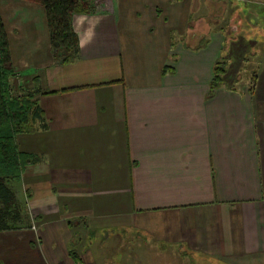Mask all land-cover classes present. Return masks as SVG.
<instances>
[{"label":"crops","instance_id":"0c3cea01","mask_svg":"<svg viewBox=\"0 0 264 264\" xmlns=\"http://www.w3.org/2000/svg\"><path fill=\"white\" fill-rule=\"evenodd\" d=\"M15 1L42 11L16 15L9 41L42 120L16 136L34 162L6 185L27 223L0 232V262L137 264L153 249L264 264V13L254 26L238 9L264 0H232L227 20L244 25L227 37L217 0H109L72 16L70 64L52 53L44 9ZM110 239L132 242L110 259L99 250Z\"/></svg>","mask_w":264,"mask_h":264},{"label":"trees","instance_id":"16d2710c","mask_svg":"<svg viewBox=\"0 0 264 264\" xmlns=\"http://www.w3.org/2000/svg\"><path fill=\"white\" fill-rule=\"evenodd\" d=\"M20 1L40 5L44 9L49 43L54 57L60 59L62 64L74 62L78 53V40L72 29L71 18L77 14L86 15L96 12L94 0ZM224 74L225 61L219 59L214 65L209 95L222 86ZM13 75L8 42L0 14V232L14 230L27 223V216L14 193L6 185V177L19 179L24 167L34 162L33 154L18 151L16 136L33 133L36 130V123L42 120L37 101L32 100L38 92V87L35 85V90L28 91L21 98L13 97L10 85V77ZM70 254L75 258L74 253Z\"/></svg>","mask_w":264,"mask_h":264},{"label":"rangeland","instance_id":"374dc122","mask_svg":"<svg viewBox=\"0 0 264 264\" xmlns=\"http://www.w3.org/2000/svg\"><path fill=\"white\" fill-rule=\"evenodd\" d=\"M231 1L232 0H217L218 5H216V11L219 13H222L221 16L218 17L217 19V25L215 28L217 29H221L220 32L223 30L224 33H226V37L230 36L231 33H229V30H233L232 31V36H235L238 34L237 29H241L240 27L242 25H244L243 19L244 21L248 22V23H253V25L255 26L257 23V20L260 19L263 16L262 13H264V7L262 6H258L252 2H243L242 5L238 8L239 11L241 12L240 14L243 15V19L240 20V23L238 24L237 22H230L228 19V17L226 16L227 13H229L231 10L235 11V6L233 5V7L231 6ZM254 1V0H252ZM23 3H20L18 1L15 0H0V11L3 15V18L5 20L6 25L3 22L4 25V29H5V36L8 42V50H9V41L11 39V42L14 43V45L16 46V37H17V24L13 25V23L15 22V17L16 15H24V13L30 14L32 16L36 15V17H39L42 14V11L38 8L34 9L33 7H22V6H26V5H22ZM203 8V6H202ZM41 12H40V11ZM239 14V13H238ZM237 15L234 14V16ZM246 18V19H245ZM249 20V21H248ZM252 20V21H250ZM3 21V20H2ZM252 25V26H253ZM227 29H229L227 31ZM8 31H10V38L8 36ZM13 39V40H12ZM232 39V38H231ZM14 48V47H13ZM10 55V53H9ZM15 57H16V53H14ZM226 57V56H225ZM224 57V58H225ZM225 60V59H224ZM11 61V60H10ZM245 63V62H244ZM248 64V63H247ZM247 64L244 66L245 68H243V71L240 74V79L243 80H249V83L251 84L250 79L252 78L253 74L255 73L253 71V69L255 68V64L253 65V63H250V65H248V69H247ZM12 65V63H11ZM14 67V66H13ZM254 72V73H253ZM13 76L10 77V85H11V95L13 97H17V98H21L23 96V94H26L28 91L32 90L31 88L33 86H31V83H29V86L26 85L23 86V83H21L20 80H18L17 77V73L15 68H13ZM246 78V79H244ZM20 81V82H19ZM33 100V99H32ZM129 238V237H127ZM126 242H132L131 240H112L110 239V241L106 242L105 244L99 246V250H101V253H107L106 257L108 258H121L123 254H125L127 252L128 246H126ZM138 243V242H137ZM136 243V244H137ZM136 245H134L132 247V254L139 252V250H136ZM142 249H144V247H142ZM142 249H140V252L142 251ZM144 251V250H143ZM146 254L148 255V260L142 259V261H137V264H149V258L150 260H152L151 264H212L209 263L208 261L202 260V259H192L191 257L188 256H177V255H171L170 251L167 250L165 253H162L161 256H157L155 254V251H153V249H146L145 250ZM138 258V256H137Z\"/></svg>","mask_w":264,"mask_h":264},{"label":"built area","instance_id":"2783aa9c","mask_svg":"<svg viewBox=\"0 0 264 264\" xmlns=\"http://www.w3.org/2000/svg\"><path fill=\"white\" fill-rule=\"evenodd\" d=\"M109 2V0H94V5H95V9L96 11H100L104 9V5H107V3Z\"/></svg>","mask_w":264,"mask_h":264}]
</instances>
